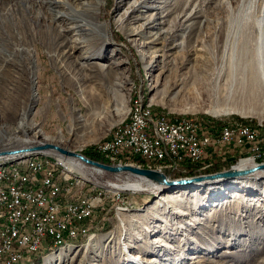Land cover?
<instances>
[{
	"label": "rangeland",
	"instance_id": "374dc122",
	"mask_svg": "<svg viewBox=\"0 0 264 264\" xmlns=\"http://www.w3.org/2000/svg\"><path fill=\"white\" fill-rule=\"evenodd\" d=\"M157 1L150 0L146 7L157 6ZM165 1L167 3L161 10L163 18L156 19L153 28L146 29L145 20H128L117 30L113 21L124 17L127 6L125 2L103 0L100 21L107 26L102 33L103 42L106 40L107 43L97 50L96 58L91 61L109 67L102 71L96 66L92 71L93 78L89 80L75 59L62 55V48L57 47L59 40L53 32L51 37L56 40H49L48 32L42 34L39 31H44L43 21L39 29L34 23L35 32H32L25 19L20 23L11 20L12 25L6 26L11 28L9 35H4L6 41L9 45L27 49L37 57L39 72L32 85L23 56H13L9 65L3 66L0 62V109L4 115L1 122L15 123L22 108L33 106L29 118L36 126L34 131L40 128L42 135L40 138L35 134H16L0 142V150L36 145L44 139L58 142L57 136L62 133L63 147L87 156L124 120L126 115L123 118L117 116L114 108H119V105L114 107V104L125 105L127 102L129 107V101L138 93L152 99L154 114L168 119H193L209 124L213 129H218L223 122L252 127L251 122L255 120L257 124L253 127L262 126L264 129V100L257 96L239 101L244 107V118L235 114L213 117L207 113L214 105L223 108L226 103L225 91L230 82V61H233L230 60L231 51H234L237 68L244 62L240 57L247 42L244 29L238 32L241 35H238L235 46L231 45V40L229 43L226 41L230 14L249 1L257 8L263 0ZM19 2L24 6L27 3L28 8L31 5L30 9L22 13ZM0 6L2 11L16 6L14 10L17 8L25 17L36 12L33 0H0ZM140 11L143 15L155 13L144 7ZM182 13L191 16L188 22L184 21ZM139 15L143 16L140 12L133 14L135 18ZM254 15L260 16L257 12ZM46 17L47 24L49 16ZM140 24L144 25L142 31L147 33L162 28L172 34L169 45L173 49L164 62L167 70L164 75L159 70L145 69L146 63L152 59H142L126 37L130 30L140 29ZM12 29L19 32L13 33ZM147 33L138 43L146 39ZM194 47L202 50V59L187 57ZM51 55H54V62L50 61ZM61 64L63 69H60ZM235 78L236 84H242L243 77L239 71ZM33 87L36 102L31 98ZM87 115L91 122L81 134L72 136L70 129H77L80 125L78 118ZM239 157L242 155L222 153L217 149V153L206 156L197 166L181 165V169L167 175L170 180L191 178L193 174L209 175L216 173V166L220 167L219 172L228 170L237 164ZM124 164L140 166L138 168L144 165L138 158H126ZM205 166L208 167L201 169ZM130 177L104 173L98 179L120 187L126 182H134ZM83 188L95 189L96 182L92 181ZM174 189L177 188L166 193L186 192L185 196L153 207L165 193L121 190L122 199L118 202L112 199L113 190L108 185H100L102 196H108V200L99 209L86 236L77 238L62 249L42 250L38 257L33 261L31 258L26 264H35L37 260L43 264L44 258L51 254L58 256L55 264H264V175L199 188Z\"/></svg>",
	"mask_w": 264,
	"mask_h": 264
},
{
	"label": "bare ground",
	"instance_id": "6f19581e",
	"mask_svg": "<svg viewBox=\"0 0 264 264\" xmlns=\"http://www.w3.org/2000/svg\"><path fill=\"white\" fill-rule=\"evenodd\" d=\"M33 1L36 3V12L30 17L28 16L25 17L23 14H20L19 13L20 10H18L17 8L15 9L17 12V14L15 15L14 7L17 6V3H15L16 6L12 8L11 7L5 8L3 11L1 10V8L3 7L0 6V31H1L0 32V60H1L0 62H2L3 66L11 64L13 56L17 54L18 56H23L28 64L31 83L32 85L35 84L34 80L35 77L37 76V73L39 72L38 70L39 67L36 64L37 57H34V55L31 52H29L27 49L20 48L14 44L9 45L8 42L6 41V38L4 37V35L6 37L9 35L8 31H10L11 28H7L6 26L9 24L12 25L11 20H15L17 21V23H20L23 19H25L30 23V29L32 30V32L33 31L35 32L33 26L34 23L39 29L41 28L40 23L43 21L44 31L40 29L39 31L42 34L48 32L50 34L49 40L52 39L56 40V38L59 40L57 47L59 46V49L62 48V55L67 59L70 58L75 59L78 68L82 71L86 79L89 80L93 78L92 71L96 66L98 69L102 71L108 69L109 66L102 65L101 63L96 61H91L94 60V58H96L97 50L102 49V47H104L107 43L106 40H104L103 42V39L105 38L102 35L103 31L106 30L107 26L102 21H100L101 6L103 0H33ZM149 1L150 0H117V2H119L120 4L125 2L127 8L124 11L125 14L123 18L121 19L117 18L116 20L113 21L114 28L118 30L119 27H121V24L124 23V21H128V20L134 22L145 20L143 24L146 25V29L151 27L153 28L152 24L155 22V20L159 18H163V16H161L162 14L161 10L162 8H164L163 5H165L167 2L165 0H158L157 3L159 4L157 6L152 5L146 7L147 2L149 3ZM19 4L20 7H22V13H24V11L30 9L31 7L30 5L28 8L26 6L27 3L25 4V6L23 2H19ZM142 7L148 9V11L150 12L154 11L155 13L143 15L142 11H140ZM118 10H120L119 6H118ZM135 12H140V14L143 16L139 15L135 18L133 16ZM255 12L259 13L260 16L257 15L258 17H256L254 15ZM182 14L184 17V21L188 22L191 16L190 17L186 16V13H182ZM230 15L231 16L227 23L228 28H227L226 41L227 43H229L231 40V42H233L231 43V45L235 46L236 41H238V35H241L238 32H240L241 29H244V33L246 35L245 39L247 42H245L246 43L245 47L243 48L242 54L240 55L241 59L244 60V62L242 65H239L237 68L234 64V51L233 50L231 51L230 60L233 61H230L231 62L230 82L226 85V91H225L226 103L224 104L223 108L220 107L219 105L217 106L214 105L211 109L207 110V113L212 115L213 117L226 115V114H235L244 118L245 116L244 107L240 105L239 101H244V100L246 101V99L249 98L253 99L255 96L260 97L262 100H264V0L257 8L255 6H252V3L249 1L246 4H243L237 10V12L232 13ZM46 16H49L47 20V24H46V18H47ZM144 25L140 24L139 25L140 29L136 28L134 30H130L126 34V37L128 38L132 47L136 48L138 52L141 54L142 59H148V58L152 59L151 62L149 61L146 63L145 69L147 70L155 69L156 71L159 70L161 74L164 75L167 72V70L164 69L165 68L164 62L170 57L168 53L173 49L169 45L172 34L166 32L165 30H162V28H159L154 33L152 32L147 33L146 30L142 31L143 29L142 26ZM15 30L16 29H12L13 33L17 34L19 31L16 30L17 32H15ZM52 32L53 35L56 36V38L51 37ZM145 33H147L146 39L138 43L139 40L143 36H145ZM174 48H179V47L175 46ZM82 50L84 51L81 52ZM77 51L79 53H77ZM58 52L60 51L58 50ZM201 55H202V50L194 47L192 48V50H190V53H188L187 57L196 58V57H200ZM49 57H50V61L54 62L53 60L54 55H51ZM120 65H123V63L117 66ZM1 68L2 67L0 66V73H1ZM60 69H63L62 64L60 65ZM237 71H239L243 77L241 81L242 84L235 83L236 80L235 74L237 73ZM215 88H217V85L215 86ZM31 98L32 100H34V102L37 101L36 94L34 93V87ZM151 100H152L151 98L147 99L143 94H141L140 107L142 110V115H144V118H148L151 120H158V116H161L162 119H168L164 115L154 114L152 109V104L150 103ZM133 101L134 98L129 101V107L127 105V102L125 103V105H121V103L119 102L114 104V107L119 105V108H114V110L117 113V116L123 118L126 115L124 120L119 124L118 129H125V125L128 123V121L131 120V117L133 116ZM32 107L30 106L28 109L22 108L17 114L16 122L12 124L1 122V120L4 118V115H2L0 109V142L4 140H9L13 136H16V134L19 133L24 135L35 134L37 135V137L41 138L42 130H40L39 128L35 132L34 130L36 126H34L31 123L32 119L29 118ZM89 117L90 116L87 115L86 117L80 116L78 118L79 119L78 122H80L79 127L77 129L74 128L70 129L72 136L76 137V134L77 135L78 133L81 134L84 131V127H86L91 122L89 120ZM183 122L195 123L197 121L188 118L174 120V124H181ZM252 127L246 126L244 124H235V128H252ZM262 132H264V129H262ZM57 137L59 138L58 142H54L52 139L51 140L44 139L40 144L53 143L55 144L54 146L64 149L65 147H63L62 145L64 141V135L62 133H59ZM111 137L112 135L96 148L99 154H103V148L105 146V143L109 142V139ZM26 147L28 146H23L22 148H26ZM66 149L68 151L74 152L73 149L65 148V150ZM44 153L60 155L57 152L51 150L46 151ZM102 156L109 162L111 161L112 163H114V165H118V164L122 165L121 164L122 160L123 159L126 160V158H138L147 168H151L154 166L158 168V169L155 168V170H158L161 173L162 170L171 169V161L163 158H150L148 156L136 157V155L120 154L115 149H106V155H102ZM62 157H64V160L66 161L69 168L73 167V161H72L73 159L67 158L65 156ZM74 160L77 161L74 162V164H77L79 162L78 166L83 167L84 164L82 162H80L77 159ZM40 162L41 164H45V166L47 167H51V169L60 168V161L56 160L55 157H42L41 154L34 153L18 159L0 161V174H2V172L13 171L15 168H20L24 165L39 164ZM253 164L254 163H250V161L243 160L241 162H237V164L233 166H236L237 169L245 170L251 168ZM84 166L86 167V165ZM87 167L96 174L104 173L88 165ZM261 175H264V171L256 172L249 176L236 177L234 179H228V180L221 179L218 181L192 183L188 186H181L174 190H179L189 187L199 188L201 186H210L215 183L219 184L220 182H227L233 180H243V179L247 180L249 178L260 177ZM130 176L131 178L134 179L133 180L134 182L132 183L126 182L125 185H122L120 187L111 184L110 189L117 191H121V190L131 191L129 189H132L137 192L165 193L159 197V199L157 200V202L153 207L159 206V204L163 201H172V200L175 201L185 196L186 192L184 193L182 192L180 194L166 193L173 191V189L166 186H159L142 177H133L132 175ZM202 176L204 175L202 174ZM193 177H199V176L195 175ZM68 182L70 183V185H83L84 187L86 185H90L92 181H87V175L68 173ZM92 185H94V183H92ZM75 240L76 239L57 241V247L51 249L56 250L57 248L58 249L65 248L70 245L69 243ZM26 257H27V251H20V258H26ZM57 259H58L57 255L51 254L44 258L43 264H55L57 262ZM137 261L140 260L137 259Z\"/></svg>",
	"mask_w": 264,
	"mask_h": 264
},
{
	"label": "built area",
	"instance_id": "2783aa9c",
	"mask_svg": "<svg viewBox=\"0 0 264 264\" xmlns=\"http://www.w3.org/2000/svg\"><path fill=\"white\" fill-rule=\"evenodd\" d=\"M140 98V93L135 94L131 120L125 129L113 131L101 155H106V149H115L120 154L168 159L171 169L162 170L167 177V173L173 174L181 165L197 166L206 156L217 153V149L242 155L237 162L264 163L261 127L235 128V122H223L213 129L202 121L174 124V119L161 116L151 120L142 115ZM37 154L55 157L60 168L51 169L40 162L0 174V264H26L38 257L41 250L57 247V241L86 236L108 200V196H102L100 185L111 184L98 179L104 173L96 174L85 164L78 166L75 160L69 168L60 155ZM110 165L114 163L110 161ZM68 173L87 175V181L96 182V189L70 185ZM122 194L123 191L113 190L112 199L119 202ZM20 251H27V258H20Z\"/></svg>",
	"mask_w": 264,
	"mask_h": 264
},
{
	"label": "water",
	"instance_id": "95a60500",
	"mask_svg": "<svg viewBox=\"0 0 264 264\" xmlns=\"http://www.w3.org/2000/svg\"><path fill=\"white\" fill-rule=\"evenodd\" d=\"M55 151L58 154L65 156L70 159H77L80 162H82L85 165H88L90 167H93L95 169H98L101 172L108 173V174H130L132 176L142 177L152 183H155L159 186H166L170 188H178L181 186H188L192 183H198V182H206V181H218L221 179H234L236 177L241 176H249L256 172L264 171V163H256L253 164V166L249 169H237L236 166L230 167L228 170L216 172L209 175L199 176V177H191V178H180L175 180H170L165 174L161 173L158 170L155 169H143L138 168L134 166H130L127 164L122 165H110V164H104L101 162H97L94 160H91L87 156L65 150L63 148L51 145V144H36L32 146H28L26 148H19V149H4L0 150V161L5 160H12V159H18L24 156H27L29 154L34 153H42L46 151Z\"/></svg>",
	"mask_w": 264,
	"mask_h": 264
},
{
	"label": "trees",
	"instance_id": "16d2710c",
	"mask_svg": "<svg viewBox=\"0 0 264 264\" xmlns=\"http://www.w3.org/2000/svg\"><path fill=\"white\" fill-rule=\"evenodd\" d=\"M155 111H156V110H155ZM235 121H237V120H235ZM251 124H252L253 126H255V125L257 124V122L254 120V121L251 122ZM263 126H264V123H263ZM87 156H88V158H90L91 160H94V161H97V162H101V163H104V164H110V162H109L108 160H106L101 154H99V153L95 150V148H92L91 152L88 153ZM122 162L125 163V159H123ZM227 166H229V165H227ZM227 166H226V167H227ZM143 168H145L144 165H143ZM152 169H154V168L152 167ZM214 170H215L214 172H218V171L220 170V167H219V166H218V167L216 166V168H215ZM195 175H197V174H193V176H195ZM181 176H182V175H181ZM190 176H192V175H190ZM35 264H40V261L37 260V262H36Z\"/></svg>",
	"mask_w": 264,
	"mask_h": 264
}]
</instances>
